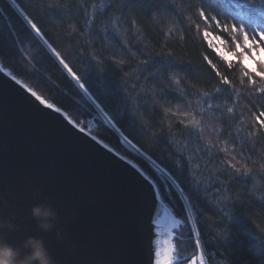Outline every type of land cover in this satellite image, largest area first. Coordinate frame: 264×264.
Returning a JSON list of instances; mask_svg holds the SVG:
<instances>
[{
    "label": "trees",
    "instance_id": "trees-1",
    "mask_svg": "<svg viewBox=\"0 0 264 264\" xmlns=\"http://www.w3.org/2000/svg\"><path fill=\"white\" fill-rule=\"evenodd\" d=\"M15 2L80 76L103 111L35 37L10 0H0L1 63L72 119L82 122L81 126L137 162L156 182L161 197L184 221L175 238L185 257L183 263L198 254L197 237L187 220L190 204L206 264H264V256L258 252L264 244V132L253 137L248 134L252 112L258 115L264 111V93L254 92L255 86L242 76L238 64L229 68L209 48L202 22L196 20L201 25L199 33L192 23L201 6L231 23L237 6L255 15L264 12V0ZM101 3L111 6L101 12ZM170 28L172 34L166 35ZM207 30L214 31L212 27ZM161 53L171 55L162 59ZM204 56L217 64L231 87L220 83ZM149 57L147 65L140 63ZM217 88L221 91L216 92ZM203 92L210 97H204ZM201 107L206 121L211 116V123L218 128L205 134L211 135V150L205 149L204 140L195 141L190 129L179 123V115H172L198 112ZM229 107L232 113L227 111ZM104 113L111 117V123ZM88 118L95 120V128H89ZM123 140L131 141L139 151L130 150ZM223 147L229 152H221ZM231 155L249 165V176L237 175L231 169L221 173V161L231 159ZM234 217L243 223H235Z\"/></svg>",
    "mask_w": 264,
    "mask_h": 264
},
{
    "label": "water",
    "instance_id": "water-1",
    "mask_svg": "<svg viewBox=\"0 0 264 264\" xmlns=\"http://www.w3.org/2000/svg\"><path fill=\"white\" fill-rule=\"evenodd\" d=\"M92 136L0 73V212L15 214L17 224L9 239L42 238L55 264H155L151 221L159 188L137 162ZM40 202L56 209L63 239L41 231L32 218L30 208ZM159 239L163 246L168 238Z\"/></svg>",
    "mask_w": 264,
    "mask_h": 264
},
{
    "label": "snow or ice",
    "instance_id": "snow-or-ice-1",
    "mask_svg": "<svg viewBox=\"0 0 264 264\" xmlns=\"http://www.w3.org/2000/svg\"><path fill=\"white\" fill-rule=\"evenodd\" d=\"M248 2L252 3L253 0H248ZM10 3L14 8H16L20 15L23 16L35 37L39 38L43 46H45L47 50L59 60L63 68L68 71V74L83 91L85 96H87L97 108H100L101 111H103L102 106L90 94L85 83L81 81L80 76L72 70V68L68 63L65 62L63 58H61V54L45 38L42 29L37 26V23H35L30 17L21 11L15 0H10ZM110 6V3H101L99 5V10L103 12L107 7ZM241 7L242 6H237L236 17L233 18V22L229 23L222 16L213 15L208 12L206 8L201 6L196 11L195 19L192 21V23H195V27L199 33L201 31V25L200 23H196V20L202 22L204 25L202 35L209 48L214 49L219 59L226 63L229 68L233 67L234 64H238L242 69V76L247 78L249 84L255 86L254 92L264 93V12H258L253 15L249 11H241ZM91 22L92 21L90 19L89 23L91 24ZM209 27H212L214 31L209 32L207 30ZM172 32L173 30L170 28L166 35H171ZM214 41H219V43H214ZM21 51L23 52V49H21ZM23 54L25 57L28 56L27 52H23ZM133 55H135V53H133ZM160 55L162 59H167L171 53H161ZM230 56L235 57L236 60L234 61L233 59H230ZM150 58L151 57H149V59H144L140 63L147 65L150 62ZM203 59L207 61V64L210 66L212 71L215 72L217 77H219L220 83L223 85H229V87H231V82L229 81L228 77L222 75L221 72L217 70V64L213 63V61L209 59L208 56H204ZM0 73H3L6 77H10L11 80L15 82V84L19 85L22 89L29 93L31 97H34L40 105L44 106V108L61 114L67 123L72 126V128L78 129L81 133L85 132V127L81 126L82 122H77L76 120L69 117L67 112H62L60 107L54 103H50L43 96L39 95L37 91H35L23 80L17 78V76L14 75L13 72L6 68L2 63H0ZM256 78H259V80ZM241 83H243V81H241ZM215 91L220 92L221 89L217 88ZM202 95L204 97H210V93L208 92H203ZM208 107L211 108L212 105L209 103ZM227 111L232 113L233 108L229 107ZM172 115H179L181 117L179 123L185 128L190 129V135L195 139V141L198 143L200 140H204L205 149L211 150L213 147L211 135L206 137L205 134L206 132L210 134L214 131H218V128L214 127L213 123H211V116H208L206 121L204 108L201 107L198 112H173ZM104 118L108 120L109 123H111V117H109L107 113H104ZM251 125L252 130L248 133L249 137L257 136L261 132H264V111H260L258 115L256 112H252ZM91 139L96 141L98 144H101L102 147L107 149L109 152L112 151L108 144L97 140L96 136H92ZM125 140H127L126 137ZM128 143L131 144V141H128ZM132 147L135 148V145H132ZM136 151H139V149H136ZM220 151L228 153L229 149L227 147H223L220 149ZM116 155L119 156L120 160H126L127 164L131 165L133 168H136L137 171H140L132 160L127 159L125 156H121L119 153H116ZM261 168L264 169V164L261 165ZM228 169H231L232 172L237 175H242L245 177L249 176L251 173L249 165L247 163H241V161L237 159L236 155H231V159H224L221 161V173L227 171ZM159 171L163 173L168 179H172V177L164 169H159ZM141 175L144 174L141 172ZM144 179L148 180L149 183L152 184L153 189H156V184L152 182L149 177L144 176ZM173 183L175 184L174 180ZM176 187L179 188V185H176ZM181 191L183 190L181 189ZM155 199L159 202L155 217L151 221V223L155 226L157 236L156 247L154 249L155 264H183L185 257L180 254L178 247L176 243L173 242V240L177 236V232L175 230L179 229L181 225L184 224V221L179 220L174 215H172L168 206L164 204V201L158 190L155 191ZM185 199H187V197H185ZM187 220L191 224L193 232L196 234L197 239L195 243L198 250V254L192 256L191 259L188 260V264H206V255L201 249V241L199 239V232L196 227V219L190 204L188 205ZM234 222L237 224L243 223L240 217H234ZM249 235H251V233H249ZM161 236L168 238L163 242V246H161V241L159 239ZM258 252L261 256H264V244L259 246Z\"/></svg>",
    "mask_w": 264,
    "mask_h": 264
},
{
    "label": "clouds",
    "instance_id": "clouds-1",
    "mask_svg": "<svg viewBox=\"0 0 264 264\" xmlns=\"http://www.w3.org/2000/svg\"><path fill=\"white\" fill-rule=\"evenodd\" d=\"M30 214L41 231H56L58 238L63 239L56 228L57 211L51 204H34ZM16 230L15 214L4 215L0 212V264H55L42 238L28 235L18 243L12 242L9 237Z\"/></svg>",
    "mask_w": 264,
    "mask_h": 264
},
{
    "label": "rangeland",
    "instance_id": "rangeland-1",
    "mask_svg": "<svg viewBox=\"0 0 264 264\" xmlns=\"http://www.w3.org/2000/svg\"><path fill=\"white\" fill-rule=\"evenodd\" d=\"M214 43H219V41H214ZM230 59H232V58H234V57H229ZM87 121V120H86ZM95 121V120H94ZM83 127V126H82ZM130 150H132V151H136V149L135 148H133L132 147V145L131 144H129L127 141H125V140H123L122 141ZM126 156V155H125ZM128 157V156H127ZM130 158V157H129Z\"/></svg>",
    "mask_w": 264,
    "mask_h": 264
},
{
    "label": "built area",
    "instance_id": "built-area-1",
    "mask_svg": "<svg viewBox=\"0 0 264 264\" xmlns=\"http://www.w3.org/2000/svg\"><path fill=\"white\" fill-rule=\"evenodd\" d=\"M91 127H95V123L92 119L87 120Z\"/></svg>",
    "mask_w": 264,
    "mask_h": 264
}]
</instances>
